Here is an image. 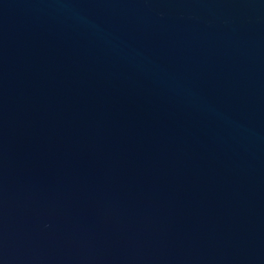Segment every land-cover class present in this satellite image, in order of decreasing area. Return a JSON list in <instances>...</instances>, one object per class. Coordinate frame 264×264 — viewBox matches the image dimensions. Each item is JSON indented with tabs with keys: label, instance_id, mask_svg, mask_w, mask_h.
I'll list each match as a JSON object with an SVG mask.
<instances>
[{
	"label": "water",
	"instance_id": "water-1",
	"mask_svg": "<svg viewBox=\"0 0 264 264\" xmlns=\"http://www.w3.org/2000/svg\"><path fill=\"white\" fill-rule=\"evenodd\" d=\"M0 264H264V0H0Z\"/></svg>",
	"mask_w": 264,
	"mask_h": 264
}]
</instances>
